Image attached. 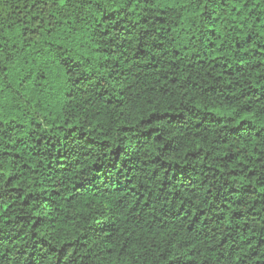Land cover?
Wrapping results in <instances>:
<instances>
[{"label": "clouds", "instance_id": "clouds-1", "mask_svg": "<svg viewBox=\"0 0 264 264\" xmlns=\"http://www.w3.org/2000/svg\"><path fill=\"white\" fill-rule=\"evenodd\" d=\"M141 4L142 0H0V191H6L9 187H23L19 182L8 185V177L21 173L23 163L29 162L28 159L17 161L14 155L5 156L4 153L14 151L8 145H15L17 139L24 137L26 147L39 150L35 141L47 136L49 128L42 112H47L55 104L63 109L70 120L79 107L81 111L77 115L83 124L88 117L84 111L87 102L89 111L96 104L107 107L108 119L100 123L104 135L111 141L108 147L120 145L130 155L138 166L134 186L148 196L149 206L142 211L133 212V208L139 209L138 205L131 203L135 197H120L124 204L118 209L115 200L111 211L94 209L93 215L105 219L107 223L86 247L75 244L65 258L66 264H171L173 261L176 264H204L205 260L212 264L216 260L210 246L218 244L219 239H201L204 230L211 232V226L198 229L196 221L200 216L197 214L207 209L211 215L213 195L219 190L220 181L206 177L204 166L210 165V172L220 166L215 162L217 156L220 153L227 155L231 151L234 145L230 143L225 146L222 142L226 135L233 139L231 129L236 121L216 123L212 140L205 134L201 141L206 151L192 159L187 153L196 151L193 137L195 124L206 122L209 110L222 106L224 101L206 98L201 101L203 111H198L193 105L199 97L191 93L190 81H185L183 90L178 91L177 85H170L162 79L165 75L171 76V71H160L151 73L152 80L149 82L142 70L137 72L139 64L131 57H126L127 74L117 80L113 74L116 72L114 61H110V66L105 65L104 58H97L94 53L97 48L103 51L105 47H110L109 40L114 41L117 32L129 20L147 16L149 21H153L161 10L167 13L169 22L153 26L150 35L154 39H158L160 32L167 37V29L172 27V22L182 17L185 27L191 28L189 37L197 35L198 39L204 38L198 45L193 42L192 46L206 50L207 43L211 42L206 35L208 28L215 26L216 16L227 15L229 28L221 23L218 29L222 37L231 43L243 23V35L251 34L264 46V0H148L146 7ZM129 8L134 9L131 16ZM153 8L156 11H152ZM114 28L116 31H113ZM33 29L37 30L35 36L32 35ZM43 41L51 43L45 46ZM259 51H264V47ZM149 53L155 55L151 48ZM169 58L164 56L161 63ZM142 63L150 66V55L146 54ZM53 75L57 81L54 94L46 86L50 81L42 82V78ZM231 82L237 89L229 94L231 102L242 109L238 118L243 114L244 105L250 104L258 110L256 126L243 125L238 130L244 137L240 142H246V149L231 159L240 170H244L245 166L249 171L253 168L257 170L256 180L246 183L256 184L259 191L251 202L245 201L247 207L237 210L251 217L252 213H248L247 208L256 204L252 212H258L264 218V195H261L264 186L260 183L264 179V159L259 164L256 160L257 156L264 158V87L260 94L242 99V89L235 80ZM206 86V83L198 85L201 91ZM170 109L184 115H151ZM121 119L131 125L129 133L118 129ZM141 120L143 123H140ZM170 120L185 125L186 129L181 130L177 124L168 123ZM149 127L152 132H148ZM99 131L97 129L95 133L97 138H100ZM258 132L259 139L256 138ZM235 139L239 140V137ZM138 140L142 142L140 145L136 142ZM253 147L257 151H251ZM20 152L22 157L28 155L24 149H20ZM208 153L212 155L203 159ZM173 159H187L193 169H199L200 175L195 177L196 183L193 185L195 191L187 185L181 187L183 181L170 179ZM89 171L87 166L81 169L84 176ZM223 174L226 178L231 175V168L226 164ZM141 185L144 186L142 189ZM210 188L213 191H209ZM192 216L196 220H191ZM91 222V216L87 220L77 218V224H83L85 231H88L87 225ZM190 223L195 235L187 231ZM238 223L233 221L229 226L226 221L224 227H218L220 238L227 235L226 229L239 235ZM146 226L152 230L145 231ZM161 226L165 232L163 238L160 236ZM253 228H256L255 224ZM260 228L264 229V225H260ZM50 236L57 247L61 246L63 240L77 239V234L72 232H68L63 240L58 233L50 232ZM193 246L195 251L192 250ZM217 251L224 257L218 264H225V261L236 264L235 259L228 255V249L221 246ZM17 259L13 255V260L9 261L4 256V248L0 247V264H15ZM241 259L246 262L248 257L242 255ZM19 264H23V261L20 260Z\"/></svg>", "mask_w": 264, "mask_h": 264}, {"label": "trees", "instance_id": "trees-1", "mask_svg": "<svg viewBox=\"0 0 264 264\" xmlns=\"http://www.w3.org/2000/svg\"><path fill=\"white\" fill-rule=\"evenodd\" d=\"M147 2L148 0H142L141 6L146 7ZM133 11V8L128 9L129 16L133 14ZM152 11L156 9L153 8ZM215 21L217 22L215 26L209 27L206 33L211 41L207 43L206 50L192 46L193 42L198 45L204 38L198 39L197 35L189 37L191 28L185 27L182 17L172 22V27L167 29V37L164 32H160L158 39H154L150 35L154 30L153 26L165 25L169 22L167 13L161 10V14L153 21H149L147 16L129 20L117 32L115 40H109L110 47H105L103 51L97 48L94 54L97 58L103 57L105 65L110 66V61H114L116 72L113 74L117 80L127 74L128 59L126 57H131L139 64L137 72L142 70L144 78L149 82L152 80L151 73L160 71H171V76L165 75L162 79L170 85H177L178 91L183 90L185 81H190L191 93L199 97L193 105L198 111H203L204 105L201 101L206 98L210 101L217 98L224 101L222 106L209 110L206 122L201 121L195 124L193 137L196 140V151L187 153L188 157L195 159L206 151V148L201 146V141L205 134L209 140H212L216 123L225 120L236 121L231 129L233 139L230 140L226 135L222 142L225 146L233 144L231 151L227 155L220 153L217 156L215 162L220 165L219 167L209 172L210 165L204 166L205 176H210L212 181H220V184L219 190L213 195L211 215L209 210H202L197 214L200 219L196 221V224L198 229L206 225L211 226V232L204 230L201 239H219L218 244L210 246L216 257L212 264H218L224 259L222 253L217 251L221 246L228 249V255L235 259L236 264H253V262L264 264V229L260 228V225H264V218L258 212H252V207H256V204L247 208V212L252 213L251 217L246 212L237 210L247 207L245 201L251 202L259 191L256 184L246 183L256 180L257 170L253 168L249 171L247 166L244 170H240L231 159L246 149V142H240L244 137L238 130L243 125L256 126L258 110L250 104L244 105L243 114L238 118L242 109L231 102L229 96L237 90L233 87L231 82L233 80L242 89L240 93L242 99H249L254 94L261 93L264 87V72H262L264 51L259 49L264 46L260 45L251 34L243 35V23L240 24L239 31L230 43L220 35L218 30L221 23L225 28H229L228 16H216ZM8 30L11 31V27ZM113 31L116 29L114 28ZM201 31L204 29L201 28ZM32 35H37L36 29L32 30ZM43 43L47 46L51 41H43ZM149 48L155 55L149 53ZM245 49H251V51ZM237 53H239L238 56ZM146 54L150 55V66L142 63ZM164 56H170V58L161 63ZM253 61L256 62L253 63ZM44 80L50 81L46 86L54 94L57 88L55 76H46L42 78V82ZM225 81L228 83L225 84ZM202 83L207 84L203 87V91L198 87ZM258 84L260 86H257ZM147 87L146 84L145 88ZM221 93L224 94L221 95ZM80 111L81 109L77 107L76 113L69 120L63 113V109L54 104L47 112H42L44 119L48 121L49 128L47 136H41L35 141L39 150L26 147L27 141L24 137H20L15 145H8L14 151L4 153L5 156L14 155L17 161L29 160L28 163H23L21 173L8 177V185L19 182L24 186L9 187L6 191H0V247L4 248V256L8 257L9 261L13 260V255L18 257L15 264H19L20 260L23 264H66L65 258L69 250L75 244L86 247L107 223L105 219L93 215L94 209L104 208L111 211L113 200L116 201L118 209L124 204L120 197H135L131 203L138 205L139 209L133 208V212L142 211L149 206L148 196L134 186L138 166L122 146L108 147L111 141L104 135L100 123L108 119L107 107L96 104L89 111V106L85 102L84 111L88 113V117L83 124L77 115ZM151 115L176 117L183 116L184 113L170 109L159 114L153 112ZM160 122L156 121V123ZM167 122L177 124L181 130L186 129L185 125L178 124L175 120ZM140 123H143V120ZM117 127L129 133L131 125L121 119ZM97 129L100 130V138H97L95 134ZM152 131L149 127L148 132ZM158 131L159 129L156 130ZM235 137H239V140ZM256 138H260L259 132ZM136 142L138 145L142 143L139 140ZM20 149H24L28 155L22 157ZM250 150L257 151L255 147ZM211 155L208 153L202 158L208 159ZM262 159L264 158L257 156V163L259 164ZM225 164L231 168V175L227 178L223 174ZM171 165L170 179L183 181L181 187L187 185L195 191L193 185L196 183L195 177L200 175L199 169H193L187 159H173ZM86 166L90 171L87 176H84L81 169ZM260 183L264 186V179ZM143 187L141 185V189ZM209 191L213 190L210 188ZM179 210L178 207L177 211ZM90 216L92 222L87 225L88 231H85L83 224H77V218L87 220ZM190 219L196 220V217L192 216ZM226 221L229 222V226L233 221L240 222L237 224L240 230L239 235L226 229L227 235L220 238L218 227H224ZM253 224L256 225L255 229ZM151 230L150 227H145V231ZM187 231L193 235L196 234L191 223ZM50 232L58 233L62 240L68 232L76 233L77 239L63 240L61 246L57 247L51 239ZM213 233H216L215 237ZM164 235L165 232L161 226V238ZM245 248L246 252L243 251ZM257 249L260 250L259 253ZM192 250L195 251L194 246ZM242 255L248 257L246 262L241 259ZM171 264L176 262L173 261ZM204 264H210L209 260H205ZM225 264L228 262L225 261Z\"/></svg>", "mask_w": 264, "mask_h": 264}]
</instances>
